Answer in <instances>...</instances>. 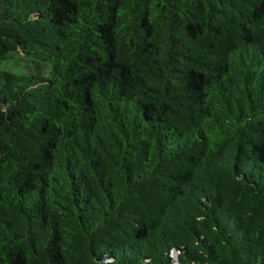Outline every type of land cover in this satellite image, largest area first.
Listing matches in <instances>:
<instances>
[{"label": "trees", "instance_id": "1", "mask_svg": "<svg viewBox=\"0 0 264 264\" xmlns=\"http://www.w3.org/2000/svg\"><path fill=\"white\" fill-rule=\"evenodd\" d=\"M0 264H264V0H0Z\"/></svg>", "mask_w": 264, "mask_h": 264}, {"label": "rangeland", "instance_id": "2", "mask_svg": "<svg viewBox=\"0 0 264 264\" xmlns=\"http://www.w3.org/2000/svg\"><path fill=\"white\" fill-rule=\"evenodd\" d=\"M0 68L2 70L10 71L15 74H21V70H23L18 62H13V61L2 62Z\"/></svg>", "mask_w": 264, "mask_h": 264}]
</instances>
